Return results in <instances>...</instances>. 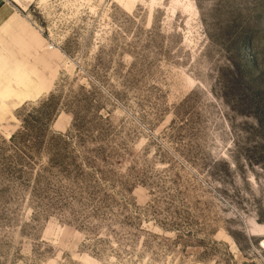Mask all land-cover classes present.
I'll return each instance as SVG.
<instances>
[{
	"label": "rangeland",
	"instance_id": "obj_1",
	"mask_svg": "<svg viewBox=\"0 0 264 264\" xmlns=\"http://www.w3.org/2000/svg\"><path fill=\"white\" fill-rule=\"evenodd\" d=\"M15 17L0 264H264V0H33Z\"/></svg>",
	"mask_w": 264,
	"mask_h": 264
},
{
	"label": "crops",
	"instance_id": "obj_2",
	"mask_svg": "<svg viewBox=\"0 0 264 264\" xmlns=\"http://www.w3.org/2000/svg\"><path fill=\"white\" fill-rule=\"evenodd\" d=\"M31 1L33 0H0V29L6 27V30L8 29L10 32L15 31V9L23 11ZM18 21L21 27L25 26L21 23L23 20L18 19Z\"/></svg>",
	"mask_w": 264,
	"mask_h": 264
}]
</instances>
